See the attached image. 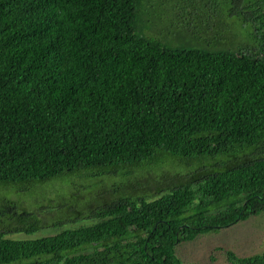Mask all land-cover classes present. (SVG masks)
<instances>
[{"label": "trees", "instance_id": "obj_1", "mask_svg": "<svg viewBox=\"0 0 264 264\" xmlns=\"http://www.w3.org/2000/svg\"><path fill=\"white\" fill-rule=\"evenodd\" d=\"M158 2L0 0V186L134 178L162 152L194 165L155 198L119 195L81 218L63 198L72 215L51 224L5 200L0 264H181L178 244L264 212V0L193 4L201 17L175 40L148 27ZM221 23L244 39L210 33ZM78 219L96 221L6 237ZM225 255L264 264V250Z\"/></svg>", "mask_w": 264, "mask_h": 264}, {"label": "rangeland", "instance_id": "obj_2", "mask_svg": "<svg viewBox=\"0 0 264 264\" xmlns=\"http://www.w3.org/2000/svg\"><path fill=\"white\" fill-rule=\"evenodd\" d=\"M205 2L206 0H159L154 10H150L152 14L147 18L148 27L170 36L171 40H175L177 36H188L186 30L179 24L184 26V22L188 21L191 26H194L195 22L198 21L194 20L193 17L195 16L189 15L194 14L193 11L197 9L193 4ZM186 5H188L187 9L180 10L182 6L185 7ZM200 9L198 7L196 14L200 13ZM196 17L199 19L201 15ZM215 18L224 20L223 16ZM224 23L217 25L216 29L210 33L220 34L225 43L227 39L232 38L234 40L235 35L240 36L242 40L244 39V28L240 24L237 23L234 28L229 30ZM211 35L207 34V38L210 39ZM176 160V158H171L162 152L159 155L160 162L158 165L133 171L132 174L136 176L134 178L125 174L91 177L90 174L82 173L72 175L68 179L65 178V182L68 184L55 180L41 186L36 185L29 189V194L21 191V186H0V210H2L1 205L3 202L5 203V200L6 204L16 202L19 207L24 206L35 212L43 223L51 224L62 221L66 215L71 214L63 212V198L70 197L69 200L72 203L70 210L72 212L77 211L79 218L87 212L89 205L95 204L99 207L105 200L117 199L119 195L128 193L141 195L150 192L149 197L152 199L159 195L157 192L159 189L183 180L175 177L177 173L194 169L193 164L185 168V166H179ZM210 160L208 158L205 161L209 163ZM124 171L121 170V172ZM130 183L132 190L126 188ZM120 185L124 186L123 189L115 194L114 189ZM48 212H53V216H50ZM7 216V213L1 212L0 223L7 221ZM95 221V219H78L75 224L70 225L64 222L60 227H43L30 234L24 232L8 233L6 237L13 239L45 237L54 235L68 226L89 225ZM8 229H10L9 226ZM226 250H230L238 256H249L262 252L264 250V212L234 225L200 234L192 241L182 242L176 246L175 255L181 264H229L225 255Z\"/></svg>", "mask_w": 264, "mask_h": 264}]
</instances>
